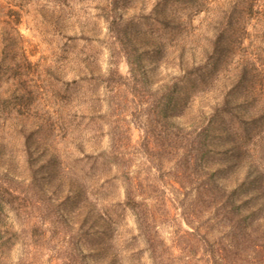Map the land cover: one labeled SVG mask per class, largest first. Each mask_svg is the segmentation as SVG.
<instances>
[{
	"label": "rangeland",
	"instance_id": "obj_1",
	"mask_svg": "<svg viewBox=\"0 0 264 264\" xmlns=\"http://www.w3.org/2000/svg\"><path fill=\"white\" fill-rule=\"evenodd\" d=\"M214 187L264 243V0H0V264H226Z\"/></svg>",
	"mask_w": 264,
	"mask_h": 264
},
{
	"label": "trees",
	"instance_id": "obj_2",
	"mask_svg": "<svg viewBox=\"0 0 264 264\" xmlns=\"http://www.w3.org/2000/svg\"><path fill=\"white\" fill-rule=\"evenodd\" d=\"M201 131H197V135L199 136ZM182 148V159L187 160L188 155H190L187 152H190L186 150V147ZM196 150V147H195ZM204 182V181H203ZM202 183V182H201ZM202 186V185H201ZM216 186V185H215ZM203 187V186H202ZM216 188L218 193H220L221 200L218 201V199H214L213 207H214V215H220L221 218H219L220 221H227V226H229V230L227 229V236L230 237L232 244H229L225 246H220L216 251L213 250L212 247V256L211 260L212 262H216V258H219L226 263V264H264V253L260 250H256L257 246H262L264 243L255 241V237L257 235V230H253L251 232L247 231L246 226V220L247 218H240L235 223L232 221L233 215L231 212H234L236 209H238L237 206H234L231 202V196L222 193L217 187ZM212 189V188H211ZM200 190V188H199ZM214 193V194H218ZM132 209L138 213V209L136 207H132ZM224 212L222 214H219L220 212ZM138 217V216H137ZM218 220V219H217ZM141 222L143 223V218L141 217ZM144 225V224H143ZM238 225L241 228H238ZM252 233V234H251ZM143 234V233H142ZM197 236V233H196ZM200 238V237H199ZM250 238V239H249ZM204 240V238H201V242ZM200 242V239L198 240ZM258 245H257V244ZM146 244L147 249L149 252V258L151 259L152 264H159L160 261V254L159 249L162 248L161 242L157 241L155 238H149V235H146ZM159 245H161L159 247ZM199 243H195V251L198 253ZM247 249V250H246ZM218 257H217V254ZM196 256V254H195ZM199 261L195 260L196 262H192V264H196L197 262H208V259H206V254L202 251L201 254H199ZM262 256V257H261ZM187 258H192L191 255L187 254ZM262 262V263H261ZM216 264V263H214Z\"/></svg>",
	"mask_w": 264,
	"mask_h": 264
}]
</instances>
